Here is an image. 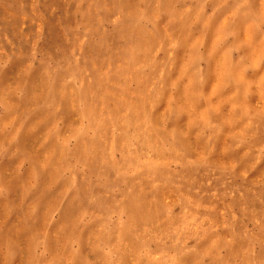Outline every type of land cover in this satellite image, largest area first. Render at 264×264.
<instances>
[{"label": "rangeland", "instance_id": "obj_1", "mask_svg": "<svg viewBox=\"0 0 264 264\" xmlns=\"http://www.w3.org/2000/svg\"><path fill=\"white\" fill-rule=\"evenodd\" d=\"M0 264H264V0H0Z\"/></svg>", "mask_w": 264, "mask_h": 264}]
</instances>
